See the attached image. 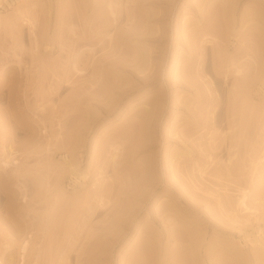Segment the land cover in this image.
<instances>
[{"label":"rangeland","instance_id":"374dc122","mask_svg":"<svg viewBox=\"0 0 264 264\" xmlns=\"http://www.w3.org/2000/svg\"><path fill=\"white\" fill-rule=\"evenodd\" d=\"M25 238L26 264H264V0H0V261Z\"/></svg>","mask_w":264,"mask_h":264},{"label":"bare ground","instance_id":"6f19581e","mask_svg":"<svg viewBox=\"0 0 264 264\" xmlns=\"http://www.w3.org/2000/svg\"><path fill=\"white\" fill-rule=\"evenodd\" d=\"M206 40V43L207 42H210L209 41V39H205ZM205 40H203V42H205ZM242 71H244L241 67H239L238 69H237V73H240V72H242ZM120 145H121V143H120ZM117 146V145H116ZM117 149V148H116ZM115 149V150H116ZM119 149V148H118ZM134 149H137L136 147L134 148ZM139 150V149H138ZM137 151V150H136ZM118 152V151H117ZM119 153V152H118ZM135 153V151L133 152V154ZM74 154V153H73ZM115 154V158H116V156L118 155L117 153H114ZM117 154V155H116ZM113 155V154H112ZM114 159V158H113ZM65 163L68 165V168H69V170H70V172H74L75 171V169L77 168V165L73 162V161H71L70 159H66V161H65ZM5 164H8L7 163V161H5ZM94 195H96V193H94ZM97 195H99L98 193H97ZM100 196V195H99ZM87 198H90L89 197V195L87 194V195H85V197H84V202L85 203H87L86 201L88 200L89 201V199H87ZM97 199H98V201H99V197L97 196ZM101 200V199H100ZM78 201V200H77ZM79 202V201H78ZM78 202H77V204H78ZM75 203H76V201H75ZM75 203H73V205L75 206ZM80 203V202H79ZM240 205L242 206V208L244 209V210H247V211H249V212H252V209H253V207H251L250 205H249V202H248V193H247V191H244L243 192V195L240 197ZM20 244H19V263L18 264H26V261H27V256H28V253H29V251H30V247H31V243H30V240H28V239H23L22 241L20 240V242H19ZM51 257H53V255H51ZM56 257V256H55ZM55 257H53V258H50L51 260V262H52V259H53V262H52V264L53 263H55ZM136 258V257H135ZM137 261H139L138 260V258H136V262L134 263V264H140L139 262L137 263ZM0 264H4L3 263V261L1 260L0 261Z\"/></svg>","mask_w":264,"mask_h":264}]
</instances>
